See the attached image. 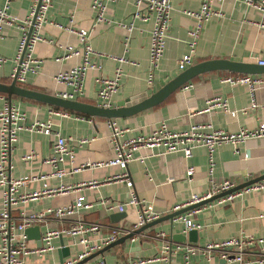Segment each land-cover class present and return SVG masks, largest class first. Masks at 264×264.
I'll list each match as a JSON object with an SVG mask.
<instances>
[{
  "label": "crops",
  "instance_id": "obj_1",
  "mask_svg": "<svg viewBox=\"0 0 264 264\" xmlns=\"http://www.w3.org/2000/svg\"><path fill=\"white\" fill-rule=\"evenodd\" d=\"M203 1L170 0L172 10L169 35L159 68L150 86L147 82V67L152 19H133L136 7L131 0L108 2L105 16L111 22H100L95 25V14L90 7L91 0H53L47 12V18L51 23H46L41 30L45 41L38 42L34 50V56L41 60V66L37 73L28 74L24 83L17 84L56 96L63 90H69V87L56 83L53 76L61 69L65 70L80 63L81 56L63 60H57V57L61 56V46L65 44L81 47L75 34H69L53 23L66 24L69 16L73 15L76 28L90 30L89 42L94 50L117 56L124 53L128 59L138 63L123 64L120 84L112 96L113 104L143 92L150 94L180 72L177 63L188 52L187 32L195 22L182 10H196ZM5 2L6 0H0V5ZM31 4L32 0H9V11L19 19H24L29 14ZM212 7L221 10L223 16L213 17L204 23L193 54V64L215 58L253 63L257 62V58L264 59V27L261 26L264 24V14L239 0H212ZM132 20L134 28L130 34L128 48L124 51V41L128 33L119 23L128 24ZM21 35L22 30L15 25L4 26L2 29L0 55L8 58L7 62L0 65L2 83L12 81L10 77L14 66L12 58L17 52ZM92 59L101 64L102 69L87 72L84 92L77 100L98 105L100 100L97 96L98 85L95 78L98 76L111 78L117 63L108 57L93 56ZM228 73L216 70L197 75L159 104L131 116L112 120L102 117L77 118L78 113L67 109H62L68 112L66 116L57 115L53 112L57 110L56 106L15 95L12 96L11 102L25 113L27 127L35 121L49 122L53 133L58 131L63 137L68 138L67 145L71 153L65 156L64 164L68 169L86 162L107 161L113 157L114 141L109 121H113L115 127L121 130L119 141L148 134L161 121H165L168 127L175 131L187 130L193 124L210 125L213 129L228 132H236L240 128H256L264 122V86L255 91V100L259 106L251 107V97L244 85H231L223 81ZM1 94L4 98L0 99V107L8 100L6 94ZM213 96L226 98L230 110H235V116H231L223 109L204 111L206 100ZM53 133L44 134L39 130L29 129H23L18 133L11 154L12 177L50 174L53 167L43 160L52 154L55 142ZM81 138H86L87 141L79 144L78 140ZM30 151L36 154L35 158L31 161L22 160V156ZM161 151L160 148H140L135 152L134 160L127 164L133 191L140 199L151 203L154 209L160 211L162 213L160 217L170 213L173 206L186 202L192 193L202 192L209 183L205 147L193 148L189 158H185L181 152L163 154ZM189 166L194 168L190 179L186 176ZM119 171L120 169L115 166L82 168L60 179L50 177L47 180L50 186L59 184L76 186L89 181H97L99 184L31 201L25 204L24 208L28 211L46 210L70 203L78 194H82L85 196V202L92 206L83 209L78 217L102 224L97 232L88 236L92 243L98 244L101 238L108 235L111 227L129 230L137 221L138 208L135 206L126 205L120 212L106 211L98 203L100 198L127 201L129 191L127 186L123 182L107 181V178ZM261 174H264V136L248 139L236 147L223 144L216 149L215 178L228 179L237 185ZM41 185L42 180H36L21 187V190H35ZM1 200L0 189V210ZM13 212L16 213L17 209ZM113 214L119 216L115 217ZM191 218L199 225L195 228L196 243L189 242L187 237L185 242L174 238L173 234L187 235L183 232V223L171 224L170 220H162L143 234L136 235L126 240L124 244L116 245L98 256L104 258L107 264H114L127 257L149 258L161 249L163 240L151 237L161 231L165 232V240L171 245L175 243L203 245L208 241H220L243 234L255 239L263 238L262 242L256 241L245 249L243 264H264V190L245 191L221 205L204 206L193 213ZM69 224L70 219L59 220L48 215L43 223L29 226L34 228L26 233L28 245L39 247L37 237H42L46 229L61 228ZM72 241L73 239L67 235L57 237L52 241L54 250L41 256L29 254L24 264H60L81 249L78 245H72ZM62 247L68 248V251L63 252ZM145 264H183V257L180 253L172 254L167 261L158 260ZM192 264L240 263L227 261L217 254L210 258L197 254Z\"/></svg>",
  "mask_w": 264,
  "mask_h": 264
},
{
  "label": "built area",
  "instance_id": "obj_2",
  "mask_svg": "<svg viewBox=\"0 0 264 264\" xmlns=\"http://www.w3.org/2000/svg\"><path fill=\"white\" fill-rule=\"evenodd\" d=\"M116 0H91L90 7L94 11V25L100 22H111L105 16L108 2ZM136 9L133 19H152V27L150 29V44L148 56V78L147 82L150 86L153 84L154 74L159 68L161 58L164 54L166 39L169 35L171 25V2L170 0H131ZM247 6H251L264 14V0H239ZM53 0H32L29 14L24 19H19L9 11V0L0 5V36L4 26H17L22 30L19 39L17 52L12 58L14 66L10 77L16 83H24L28 74H35L41 66V60L34 56L35 46L38 42L45 41L41 34V30L46 23H51L47 18V12L52 6ZM182 12L192 17L195 22L188 30L187 44L188 52L185 53L177 63L179 71H183L193 64V54L197 41L201 35L205 22L213 17L221 18L223 13L219 9L212 7V0H204L196 10H182ZM59 29L69 34H75L78 38L81 48H76L71 44L61 46L62 54L57 60L67 59L72 56H81V62L71 66L65 70H59L53 80L61 83L69 90L61 91L57 96L67 100H77L84 92V79L89 70H101V64L93 61V56L108 57L114 60L117 65L111 78L98 76L95 82L98 85L97 96L100 100L99 106L110 108L113 106L112 96L117 91L120 80L123 75V64L137 65L136 61L130 60L123 53L122 55L107 54L94 50L89 42L90 30L84 28H76L74 25V16L70 15L66 24L53 23ZM127 30V36L124 41V51L129 45L130 34L134 28L133 20L128 24L119 23ZM264 27V24H261ZM31 31L29 33V28ZM29 33V34H28ZM8 61V58L0 55V65ZM257 64L264 65L263 58H257ZM224 82L231 85H244L251 97V107L259 106L255 100V91L257 88L264 86V75L258 74H229L223 78ZM4 96L0 93V99ZM264 107V106H263ZM215 109H223L229 112L231 116H235V110H230L227 99L221 96H213L206 100L204 111L210 112ZM57 115L68 114L67 111L54 110ZM77 118H83V115L76 114ZM25 113L16 107L11 100H5L0 107V189L2 191L1 210H0V264H24L29 254L43 255L45 252L54 250L53 239L62 235H67L73 239L72 245L81 247L79 252L74 256L62 261L60 264H75L85 257L104 247L105 245L115 241L119 236L125 235L132 230L151 222L161 216V212L154 209L151 203L140 199L133 191V182L127 171V164L134 160V154L140 148H160L163 154L181 152L185 158L192 155L195 147L203 146L206 149L209 177L208 186L198 193H192L188 200L182 204L175 205L171 208V212L177 211L189 205H193L212 198L213 196L230 190L236 184L228 179H217L214 177L215 167V151L223 144H231L234 147L251 138H259L264 136V122H261L254 129L240 128L236 132H228L222 129H213L210 125L193 124L187 130L175 131L171 130L165 121H161L148 134L138 135L123 141L118 138L121 130L115 127L113 121H109L111 127V137L114 141V155L107 161L86 162L79 166L66 168L64 166L65 156L71 153L68 148V138L63 137L58 131L54 133L51 130L49 122L35 121L29 127L25 125ZM23 129L39 130L44 134L53 133L55 142L52 148V154L44 159L45 163L50 164L53 170L50 174L25 175L14 178L11 176V154L14 145L18 139V133ZM70 139V138H69ZM86 138H81L78 143L86 142ZM36 154L33 151L22 156V160L31 161ZM106 166H115L120 169L117 174L107 178V181L123 182L128 188V199L126 202H120L111 198H100L98 203L106 211H123L126 205H132L138 208L137 221L131 229L120 227H111L107 236L101 238L98 244L92 243L89 235L97 232L102 224L98 222H89L79 218V214L83 209H88L92 205L85 202V196L78 194L75 199L67 204L48 208L41 211H28L24 208L25 204L36 201L45 197L66 194L71 190H78L84 187H94L99 184L97 181L81 182L76 186L71 184H59L50 186L47 180L50 177L62 178L66 174L78 172L82 168H101ZM194 172V168L189 166L186 170V176L190 179ZM42 180L40 188L25 191L21 190L26 184L32 181ZM250 190H264V179H261L243 189L226 193L204 205H201L190 211L181 213L174 217L173 222L184 224L183 232L187 233L190 229L198 228L191 218L192 214L199 211L204 206L212 207L221 205L231 201L235 196L242 192ZM19 207V208H18ZM17 209V212L13 211ZM50 215L59 220L70 219L68 226L61 228L46 229L41 237V245L39 247L29 246L28 237L25 232L26 228L33 224L43 223L47 216ZM165 232H157L152 238L163 240V244L159 252L149 258L144 257H127L114 264H145L151 261L170 259L172 254L180 253L183 257V264H192V260L197 254L210 258L217 254L220 258L227 261H237L244 263L245 249L254 244L256 241L262 242L263 238L255 239L250 235H239L220 241H208L203 245H194L191 243H171L165 240ZM150 237V236H149ZM133 238V237H132ZM131 239V238H130ZM133 240V239H132ZM82 264H107L105 259L96 256Z\"/></svg>",
  "mask_w": 264,
  "mask_h": 264
},
{
  "label": "water",
  "instance_id": "obj_3",
  "mask_svg": "<svg viewBox=\"0 0 264 264\" xmlns=\"http://www.w3.org/2000/svg\"><path fill=\"white\" fill-rule=\"evenodd\" d=\"M30 31H31V27L29 28V33ZM216 70H223V71H228V72H233V73H242V74L262 75L264 74V65H259L253 62L230 60V59H225V58H215V59L201 61V62L188 66L183 71H180L176 76L171 78L169 81H167L165 84H163L161 87L151 92L150 94L143 92V93L131 96L129 98H126L124 100H119L118 102L113 104V106L110 108H105L99 105L85 103L79 100H67V99H63L56 95L46 94V93L38 92L35 90H30L28 88L18 85L14 79L10 83L0 82V93L6 94L9 100H11L12 96L15 95V96H20V97L36 100L38 102L50 104L52 106L71 110L77 113L86 114L90 117H102L108 120H112L113 118L128 117L140 111L149 109L159 104L160 102H162L171 93L179 89L182 85L190 81L193 77L200 75L202 73H205V72L216 71ZM261 179H264V174H261L255 178H251L240 184H237L230 190L221 192L208 200L186 206L177 211H173L162 217H159L151 222H147L146 224H143L142 226L132 230L131 232L118 237L115 241L96 250L95 252L91 253L90 255L85 257L83 260H80L75 264H82L98 255H102L105 251H107L108 249L116 245L124 244L126 240L136 235L143 234L144 231H146L148 228L152 227L153 225H155L156 223L162 220H170L172 224L175 216L181 213L190 211L192 209H195L201 205H204L222 195H225L226 193L243 189ZM113 215L115 217L119 216V214H113ZM33 228L34 227H28L26 228L25 232L28 233ZM173 235H174V238L180 242H185L186 237H187V240L191 243H196L197 241V230L196 229H190L187 232V235H183L179 233L173 234ZM40 239H41V236L40 237L38 236L37 240H39L38 243L41 245ZM61 249L63 252L68 251V248L66 247H62Z\"/></svg>",
  "mask_w": 264,
  "mask_h": 264
},
{
  "label": "trees",
  "instance_id": "obj_4",
  "mask_svg": "<svg viewBox=\"0 0 264 264\" xmlns=\"http://www.w3.org/2000/svg\"><path fill=\"white\" fill-rule=\"evenodd\" d=\"M228 74H236V73H233V72H229ZM57 110H62V109H64V108H60V107H55ZM77 113V112H76ZM80 115H83L84 117H90V116H88V115H86V114H81V113H79Z\"/></svg>",
  "mask_w": 264,
  "mask_h": 264
}]
</instances>
